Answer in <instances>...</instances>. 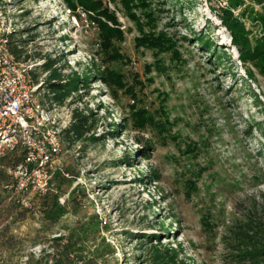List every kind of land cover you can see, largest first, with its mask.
Returning a JSON list of instances; mask_svg holds the SVG:
<instances>
[{"label": "rangeland", "instance_id": "rangeland-1", "mask_svg": "<svg viewBox=\"0 0 264 264\" xmlns=\"http://www.w3.org/2000/svg\"><path fill=\"white\" fill-rule=\"evenodd\" d=\"M0 14L43 100L89 129L63 134L55 192L31 208L0 183V264H52L68 234L82 264H264V0H0ZM49 60L75 79L63 102Z\"/></svg>", "mask_w": 264, "mask_h": 264}, {"label": "built area", "instance_id": "built-area-1", "mask_svg": "<svg viewBox=\"0 0 264 264\" xmlns=\"http://www.w3.org/2000/svg\"><path fill=\"white\" fill-rule=\"evenodd\" d=\"M12 24L0 14V175L9 199L31 208L33 197L55 192L50 169L62 152L70 114L59 115L43 100L41 83L31 81L33 64L9 51ZM14 155L18 159L13 160ZM8 161V162H4Z\"/></svg>", "mask_w": 264, "mask_h": 264}, {"label": "trees", "instance_id": "trees-1", "mask_svg": "<svg viewBox=\"0 0 264 264\" xmlns=\"http://www.w3.org/2000/svg\"><path fill=\"white\" fill-rule=\"evenodd\" d=\"M71 2H73V0H71ZM106 21L107 20H104V22ZM107 30H110V27H107ZM9 38H11V34H9ZM26 41L27 40H19L17 44H13L10 40L9 51L19 61H26L27 58H29L27 57V55H24L25 52L24 43H26ZM52 66H53L52 60H49V62H46L42 65L44 71L50 70V73L46 79L47 88L48 90L53 91V96H54L53 98L56 99V101L63 102V100H65L71 93L72 91L71 89L76 87V84H73L75 83L73 82L75 81V79L73 78L70 79L68 84L63 83V81L59 78V75L56 74L55 70L53 69L51 70ZM30 78L33 83H38V79L36 76H33V80L31 76ZM44 83L45 82H42L41 85H43ZM86 120H87L86 116L79 114L77 111H73L71 114L70 126L66 130H64V135H66L67 138L69 139L73 138L72 140H76V141L83 138L85 134L89 131ZM2 180L0 176L1 185H2ZM51 210H52V206L48 207L47 214H51L49 222H54L55 211L51 213ZM50 240L52 244H54L52 248L55 251L53 255L54 262L52 264H82L83 263L81 258L74 253L77 249L76 248L77 240L75 237L72 236V234L64 235L62 237L61 236L54 237ZM153 255H154L153 258L156 260L157 264L163 261H164L163 263H165V261L168 260L169 258V257H164L159 251H155Z\"/></svg>", "mask_w": 264, "mask_h": 264}]
</instances>
